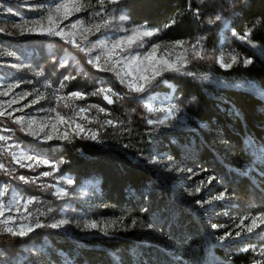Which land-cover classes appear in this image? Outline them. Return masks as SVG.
I'll list each match as a JSON object with an SVG mask.
<instances>
[{"label":"trees","instance_id":"16d2710c","mask_svg":"<svg viewBox=\"0 0 264 264\" xmlns=\"http://www.w3.org/2000/svg\"><path fill=\"white\" fill-rule=\"evenodd\" d=\"M119 8L130 25L159 29L158 43L204 38L208 50L238 54L240 62L230 68L213 61L196 62L180 72H165L162 80L167 85L160 78L148 88V95L173 91L171 102L186 116L182 127L151 126L136 112L129 120L124 116L132 124L124 136L132 144L130 150L75 140L46 147L48 158L72 178L74 186L98 181L101 200L108 207L145 217L143 208L153 215L170 190L152 170L139 166L135 157L156 154L181 159L182 151H193L205 169L252 203L254 213L264 212V152L260 148L264 138V0H124ZM249 30L247 40L239 39ZM55 45L51 49L54 54L38 55V47H29L35 54L32 64L42 70L46 80L64 85L67 93L90 96L107 86L128 98L130 93L115 78L90 69L79 52L66 50L62 42ZM64 51L74 55L69 66L60 70L59 62L46 61L48 56L59 58ZM244 59L252 63L245 66ZM130 95L132 101L147 98ZM90 99L97 101L94 96ZM112 100L107 105H113ZM197 221L198 216L195 224ZM165 225L161 229L171 238L166 244H144L119 235L82 241L43 227L22 238L3 235L0 264H39L25 254L28 249L40 251L47 264H197L201 256L207 264H264V256L244 252L245 245L227 246L226 250L207 238H194L192 227L183 225L178 230Z\"/></svg>","mask_w":264,"mask_h":264},{"label":"rangeland","instance_id":"374dc122","mask_svg":"<svg viewBox=\"0 0 264 264\" xmlns=\"http://www.w3.org/2000/svg\"><path fill=\"white\" fill-rule=\"evenodd\" d=\"M123 1L119 0L118 3L111 4L106 0L105 5L101 7L96 3V0H91V7L63 21L61 27L65 32L75 33L76 42L84 49V51H80L60 36L42 35L39 34L38 29L37 32L20 35L13 28L14 24L39 19L48 8L53 7L59 0H0V29H4L0 32V93H7V95H0V104H3L4 108L12 113L11 117L7 115L0 117V135L9 137L7 141H0V164L4 165V168L0 169V190L8 189L3 196H0V204L7 206L5 216L0 217V221L5 219L9 221L7 225L0 223V236L9 235L4 231L6 227L18 229L23 224L35 228L36 222L39 221L45 225L43 227L45 229L63 232L82 241L108 235H119L130 237L144 244H166L167 240L171 238L161 228L167 224L179 230L184 225L192 227L191 230L194 232H191L196 239L207 238L210 243L222 246L226 250L227 246L245 245L244 249H249L252 255L264 256L261 255V249L264 248V223L257 220L253 232L247 233L246 228L251 224V220L245 219V217L258 216L260 213H264L263 210L254 213L251 209L252 203L238 196L234 190L228 187V184L226 185L205 169L197 161L193 151L187 153L182 151L181 159L156 154H142L135 157L134 161L139 166L152 170L155 178L170 190L166 200L163 199L164 201L160 203L161 207L155 209L153 215H150L151 211H146V208H143L142 214L145 217H133L108 207L101 200L98 181H87L83 187L74 186L72 178L62 174L58 164L51 162L48 158L46 147L56 142L75 140H87L107 148L117 147L121 150H130L132 144L125 141L124 136H127V132L132 129V124L127 120L136 112L144 118L146 124L158 128L166 125L180 128L186 124L185 113L171 102L173 91L169 95H148V89L143 93H135L129 90L126 83H121V78L125 81L132 80V76L124 75L130 69L126 67L129 60L123 59V57L137 54L143 57L154 44H160L162 47L156 53L157 59L163 57L176 61L178 56L189 57V62L183 64L182 70L200 61H213L223 67L217 62V58L221 56L225 63L230 62L231 55L222 49L208 50L204 38L197 39L200 41L197 50L202 49L203 55L212 58L192 59L191 45L196 44L197 40L185 42L183 47H172L175 43L155 41L158 32L152 37H145L142 42L138 41V45L142 43V46H133L128 52L121 53L119 48L111 52L112 44L116 40L131 35L132 30L138 28V26L130 25L128 19L119 20L121 15H125L119 8V4ZM97 12H100L101 15H97ZM76 20H82L84 24L78 25L76 29L69 28L68 25ZM103 20L110 21L107 27L101 28L100 31H95V29L91 32L86 31L91 25L102 23ZM28 26L32 27L31 24ZM8 33L14 34L9 35ZM98 40L105 41V44H97ZM59 42H62L64 47L67 46L66 50L70 48L76 53L79 52L77 54L82 55L90 69L115 78L126 92L136 96H147V98L141 102L139 100L132 101L130 94H128V98L122 97L112 88V93L117 95L112 93L93 95L99 89H109L110 87L107 86H101L90 96L81 93L82 97L77 98L72 95L73 93L63 90L64 85L55 86L46 80L40 68L32 64L31 61L35 54L29 50V47H38V55L39 53L54 54L51 49ZM35 43H43L45 47ZM117 54H119L121 62L116 64L113 69L112 61L118 58ZM72 56H74L72 52L64 51L59 58L55 55L48 56L46 61L49 63L59 62L61 70L64 66H69ZM97 56L100 57L98 62L95 60ZM89 60H93V63L90 64ZM46 66H49L48 63ZM74 69L78 70L76 67ZM131 70L135 72L134 63ZM117 72L121 74L119 77ZM162 76L158 79L162 80ZM161 83L167 85L163 80ZM106 94L115 99L113 105H107L112 103H108L104 99ZM92 96L97 101H92L90 99ZM12 101L15 103H11ZM9 103H11L10 107ZM146 105L154 109H168L175 105L178 111L174 110L164 123H160L159 121L164 120L168 113L165 111L149 112ZM101 108L104 111H100ZM112 108L115 110L114 112H112ZM54 109L55 111H53ZM80 109L86 111L81 112ZM57 112L65 118L64 122L57 119ZM125 115L127 120L124 118ZM16 117H23V123H14ZM109 120L113 123L108 124ZM149 120L154 123H149ZM29 122L33 125L30 131L28 129ZM77 125L82 127L78 128ZM41 127H43V131H41ZM31 133H35V135ZM65 134L68 139L63 138ZM46 135H51L53 138L47 140L45 139ZM92 135H95L96 139L89 138ZM260 148L264 152V138L263 146L260 145ZM21 153L32 155L36 157V160L47 161V163L37 164L36 160H24L17 163L13 154L19 156ZM150 161L155 162L150 163ZM21 164L24 166L22 167ZM44 172H48L50 175H42ZM21 176L24 177V180L20 179ZM69 179L72 180V184L66 182ZM198 187L200 191L196 192ZM61 189L67 195L58 194ZM221 194H224V198L216 200L215 197ZM29 198H34V203L27 205V210H25V201ZM17 208L19 211L16 210ZM146 212H149L147 218L150 219L146 218ZM197 216L199 221L195 224ZM60 219H67L70 223L60 228L47 226ZM200 219L204 221L202 222ZM133 220L137 221L135 226L132 225ZM242 220L244 221L243 225H241ZM86 221L104 222L100 225L104 231L83 230V224ZM183 221L185 223L182 225ZM77 224L81 227H77ZM149 224L152 225L151 228L148 227ZM213 225L217 227H213ZM38 229L40 228H35L34 231ZM237 232H240L239 236H236ZM228 233H231L230 237L227 236ZM221 237L226 238L221 240ZM245 239L247 241L243 243ZM25 254L35 257L39 264H47L40 251L28 249L25 250ZM196 263L207 264L203 256L198 257Z\"/></svg>","mask_w":264,"mask_h":264},{"label":"snow or ice","instance_id":"6c2138e0","mask_svg":"<svg viewBox=\"0 0 264 264\" xmlns=\"http://www.w3.org/2000/svg\"><path fill=\"white\" fill-rule=\"evenodd\" d=\"M106 0H96V3L99 4L101 7L105 5ZM119 0H107V3L111 4H116L118 3ZM92 6L91 0H59V2L55 3V5L51 8H48L45 12L44 15L40 16L39 19L32 20V21H25L22 24H14L13 28L18 31L20 35H25L28 33H34L37 32V29L39 30V34L42 35H49V36H60L62 39H65L68 43H71L73 46H75L77 49L80 51H84L83 48H81V45L76 42L75 40V33L72 31L65 32L64 28L61 27V24L63 21L68 20L71 16H73L76 13H79L83 10H85L88 7ZM97 15H101L100 12L96 13ZM128 17L125 15H121L119 17L120 21H125L127 20ZM219 19V17H217ZM45 22L46 25H45ZM110 21L109 20H103L102 23H97L91 25L89 28L86 29V31L91 32L93 29L95 31H100L101 28L107 27L109 25ZM175 23V21H173ZM31 24L32 27H29L28 25ZM84 22L82 20H76L72 24L68 25L69 28L71 29H76L78 25L82 26ZM167 27V25H166ZM4 31V29H0V32ZM159 29H148L144 26L135 28L132 30L131 35L124 36L120 38L119 40H116L112 44V49L111 52H114L117 48H119L121 53L128 52L133 46L138 45V41L142 42L145 37H152L156 32H158ZM9 35H12L14 33H8ZM251 34V30L248 32H245L243 35L239 36V39L241 40H247ZM250 42V41H249ZM97 44L103 45L105 44V41H100L98 40L96 42ZM183 41H177L175 42L172 47H183L184 46ZM200 41L197 40L196 44L191 45L192 48V59H211V56H205L202 54V49L197 50V46L199 45ZM127 45V47H125ZM138 46H142V43H140ZM162 47L160 44H154L150 50H147L143 57L137 55H132L130 57H123V59H128L129 64L126 65L130 70L124 73L125 76H132V80L130 81H125L123 78H121V83H126L129 90L135 93H143L146 92L148 88H150L153 83L157 81V79L163 75L164 72L166 71H174V72H180L182 70L183 64L186 62H189V57L187 56H178L176 61H172L170 59H166L161 57L160 59L156 58V53L157 51ZM187 51V50H185ZM110 52V56H111ZM11 55V53H9ZM118 58L116 60L112 61V67L115 69V65L121 62V59L119 58V54H117ZM100 57H95V60L98 62ZM90 64L93 63V60L88 61ZM217 62L221 64V66L230 68L232 67L233 64H236L239 61L238 54H233L230 57V62L225 63L223 57L217 58ZM135 64V72L131 70L132 64ZM252 60L250 59H244L243 64L247 66L248 64H251ZM117 76L119 77L121 74L120 72L116 73ZM190 74V73H189ZM68 77H66L67 79ZM100 93H112V89H99L97 93H93V95H97ZM113 95H117L116 93H112ZM0 95H7V93H0ZM74 97L81 98L82 94L79 92L73 93L72 94ZM104 99L108 101V103H112L113 100L109 95H104ZM35 102V101H34ZM11 103H15V101H12ZM11 103H9V107L11 106ZM67 107V105H65ZM146 108L149 112L153 111H165L168 113L167 116H165L164 120L159 121L160 123H164L169 116L172 115L173 111H178L175 105H173L171 108L168 109H154L151 106H147ZM55 111V109L53 110ZM81 112L86 111L85 109H80ZM100 111H104V109H100ZM5 115L11 117L12 113L8 112L7 109L4 108L3 104H0V117H4ZM57 119L60 120L61 122H64L65 118L61 116L57 112ZM24 118L23 117H16L14 119V123L17 124H22ZM149 123H154V121L149 120ZM108 124H112V121H107ZM32 123L29 122L28 124V129L29 131L32 129ZM54 127V125H53ZM78 128H81L82 126L77 125ZM41 131H43V127H41ZM35 135V133H31ZM53 137L51 135H46L45 139L51 140ZM64 139H68L67 134L63 136ZM91 139H96L95 135H92L89 137ZM9 137L0 135V141H7ZM13 158L16 160L17 163H21V161L24 160H36V157L32 155H27L26 153H21L19 156H16V154H13ZM155 161H150V163H154ZM37 164L44 163L46 164L47 161H40L36 160ZM23 167L24 165L21 164ZM31 167V165H28ZM4 165L0 164V169H3ZM171 170V169H169ZM42 175L48 176L50 173L44 172ZM21 180H24V177H20ZM68 184H72V180L69 179L66 181ZM203 183V182H202ZM8 191L7 188H4L3 190H0V196H3L6 192ZM196 192L200 191V188L198 187ZM58 194L62 195H67V193L61 189ZM190 195L192 193H189ZM224 198V194H221L217 197H215L216 200H220ZM34 203V198H29L25 201V210H27V205H30ZM197 203H200V201H197ZM7 206L4 204H0V217L5 216V209ZM11 210V209H8ZM19 211V208L16 209ZM245 219H250L251 224L247 226L246 231L247 233H252L253 232V227L256 226V221L260 220L261 223H264V213H260L258 216L254 217H245ZM0 223H3L4 225H7L9 221L7 219L0 221ZM70 221L67 219H60L56 221L55 223H52L50 225H47L48 227L51 228H60L64 225L69 224ZM104 222H97V221H86L83 224V230H100L104 231V228L100 227L101 224ZM137 223L136 220L132 221V225L135 226ZM244 221H241V225H243ZM45 225L41 224L39 221L36 222L35 228H41L44 227ZM77 227H81L79 224L76 225ZM106 227V225H105ZM149 228L152 227L151 224L148 225ZM213 227H217L216 225H213ZM240 227V225H238ZM34 227L31 225H23L21 224L18 229H14L12 227H6L4 231L14 237H25L29 233L33 232L35 230ZM106 234V233H105ZM240 232L236 233V236H239ZM227 236H231V233H228ZM226 237H221L220 239L223 240ZM243 251H248L249 249L245 248L242 249ZM261 255H264V248L261 249Z\"/></svg>","mask_w":264,"mask_h":264}]
</instances>
